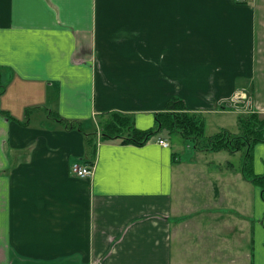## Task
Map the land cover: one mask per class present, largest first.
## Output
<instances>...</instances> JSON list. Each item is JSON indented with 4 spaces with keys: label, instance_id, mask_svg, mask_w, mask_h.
Here are the masks:
<instances>
[{
    "label": "crops",
    "instance_id": "0c3cea01",
    "mask_svg": "<svg viewBox=\"0 0 264 264\" xmlns=\"http://www.w3.org/2000/svg\"><path fill=\"white\" fill-rule=\"evenodd\" d=\"M0 68L7 91L38 97L14 117L0 96V264H264L244 151L238 166L239 152L180 134H101L113 114L156 130L175 98L205 139L209 122L215 135L240 129L237 94L264 113V0H0ZM253 170L264 175V143Z\"/></svg>",
    "mask_w": 264,
    "mask_h": 264
},
{
    "label": "trees",
    "instance_id": "16d2710c",
    "mask_svg": "<svg viewBox=\"0 0 264 264\" xmlns=\"http://www.w3.org/2000/svg\"><path fill=\"white\" fill-rule=\"evenodd\" d=\"M4 75L0 68V95L1 90L5 87ZM252 113L240 117L239 127L242 131L239 134L223 130L219 134L205 139V121L201 116L189 112L185 102L175 98L169 102L167 112L157 115L158 127L156 130H139L135 127L131 116L113 114L110 121L103 124L101 134L105 141L118 136L124 143L144 145L161 130L162 132L167 131L170 135L180 134L185 139L192 140L199 149L205 151L228 150L235 153L243 149L245 151L244 175L261 189L264 201V175H256L253 170L254 147L264 143V118L258 112ZM56 119L64 127H78L74 122L63 120L59 116Z\"/></svg>",
    "mask_w": 264,
    "mask_h": 264
},
{
    "label": "rangeland",
    "instance_id": "374dc122",
    "mask_svg": "<svg viewBox=\"0 0 264 264\" xmlns=\"http://www.w3.org/2000/svg\"><path fill=\"white\" fill-rule=\"evenodd\" d=\"M5 79H6V76L4 75V86L5 87H4V89L1 90L2 93L0 95V96H4L5 97V102L3 101V104H2L3 105V109L10 111L11 112V115L14 116V117H16L17 112H19V110L21 108L24 109V113H25V106H29V105H31L33 103H36L38 97L35 96V95H29L28 93L26 94L24 91H21V90H20V92L18 90L15 91L13 89H10V91H7V88L9 87V82H8V85H7V83H5ZM13 85L14 84H12V87H13ZM10 100L12 102L11 108H9L6 105V101H10ZM237 100L239 102H244V103L234 104V103H232L230 101L227 105L231 109H233V111L239 113V115H238V123L240 124V119H241L240 117L241 116H247V114H251L252 113L251 111L253 109L254 110L257 109V106L254 105V101L251 100V98H249V96L246 99L239 98ZM32 110H33V112L36 111V109H32ZM35 114L36 115H41V114H37V113H35ZM23 115H25V114H23ZM260 116H262V118H264V113H261L260 112ZM29 119H32V116H30ZM24 121H25V119H24ZM230 129H231V131H233L232 133H234V134H239L242 131V130L238 129L235 126L233 128H230ZM216 133H218V130H217L216 126L212 122H209L208 130L206 132L207 137H211V136L215 135ZM95 136L96 135H94V137ZM168 138H169V140L173 139V143H175V146L178 147L179 149L182 147L181 155L183 157L189 158V157H192L193 156V142L192 141L186 142L183 139H179V138H176V137H170V136H168ZM187 144L191 145L192 146V149H188L186 147ZM238 152H239V154L235 158V161L234 162L236 163V165L239 166V165H242L241 163L243 161V157L241 158V156H243V149L241 151H238ZM244 154H245V151H244ZM244 165H245V163H244ZM244 165L242 166V171L244 169ZM243 174H244V171H243Z\"/></svg>",
    "mask_w": 264,
    "mask_h": 264
},
{
    "label": "built area",
    "instance_id": "2783aa9c",
    "mask_svg": "<svg viewBox=\"0 0 264 264\" xmlns=\"http://www.w3.org/2000/svg\"><path fill=\"white\" fill-rule=\"evenodd\" d=\"M235 1L238 3L248 4V3L253 2L254 0H235ZM240 96H242V95H240V94L235 95V97L233 98V100H231V102L234 104L244 103V102H239L237 100V99L241 98ZM242 99H246V97H244ZM160 144L165 146V147L169 146V143L165 142V141H160ZM72 172L78 178H88L93 174V166L92 165H86V166L75 165L72 169Z\"/></svg>",
    "mask_w": 264,
    "mask_h": 264
}]
</instances>
